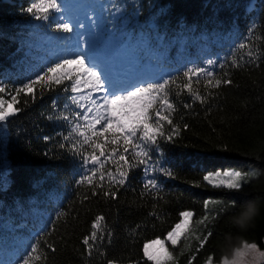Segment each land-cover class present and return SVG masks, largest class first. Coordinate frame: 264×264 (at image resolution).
<instances>
[{
	"label": "trees",
	"instance_id": "trees-1",
	"mask_svg": "<svg viewBox=\"0 0 264 264\" xmlns=\"http://www.w3.org/2000/svg\"><path fill=\"white\" fill-rule=\"evenodd\" d=\"M86 1L101 19L103 32L126 41L136 60L177 77L170 95L174 110L166 109L165 114L179 126V133L172 142L163 141L152 156L171 168L176 178L158 172L146 177L140 166L130 171L115 199L92 196L89 185L77 183L89 166L80 156L59 147L69 125L48 119L69 102L72 93L62 90L69 82L53 91L37 85L36 100L21 94L22 103L16 107L23 110L0 125V255L8 250L15 253L4 258L5 264H17L38 238L44 257L39 264H151L143 256V245L157 237L164 239L180 221V213L189 210L194 216L188 238H182L175 248L165 241L176 264H189L190 260L191 264H206L209 256L212 263H221L225 257L233 258L232 247H242L244 241L263 246L264 0ZM33 2L0 0V84L7 86L0 96L7 101L15 87L56 60L48 55L44 43L55 24L36 21L27 14L25 10ZM112 5H119L118 14L110 13ZM241 43H251L260 57L256 64L250 63L247 49L239 48ZM233 56L240 68L231 66ZM209 59L225 65L223 69L215 66L213 71L218 78L228 73L226 78L233 84L213 89L207 85L208 78L201 76L199 83L194 78V92L206 97L212 93L201 104L182 88L186 82L182 73L193 66L207 67ZM25 99L27 104H23ZM169 127L165 124V131ZM45 136L51 139L45 140ZM228 167H255L259 175L243 193L213 188L203 180L208 172ZM108 169L115 173L111 161L105 165V171ZM151 175L161 184L159 195L143 188ZM104 184L107 188V176ZM250 199L259 201L260 214L246 231H240L229 218ZM205 201H212L207 209ZM215 201H235L236 207H223ZM61 211L67 215L57 219ZM208 212V220L199 223ZM101 215L105 218L101 224L104 241L89 257L83 239ZM50 224L54 230L44 235ZM209 231L212 235L200 248L196 237L203 239ZM44 241L53 243L56 250L48 249Z\"/></svg>",
	"mask_w": 264,
	"mask_h": 264
},
{
	"label": "snow or ice",
	"instance_id": "snow-or-ice-1",
	"mask_svg": "<svg viewBox=\"0 0 264 264\" xmlns=\"http://www.w3.org/2000/svg\"><path fill=\"white\" fill-rule=\"evenodd\" d=\"M25 11L36 21L54 23L56 32L67 34L62 41L66 46H70L73 42V37L77 35V28L81 30L86 28L85 22L81 21L76 24L71 18L65 17V8L62 6L61 0H34ZM109 11L112 14H118L120 7L112 5ZM54 13L63 14L54 17ZM90 20L94 28L97 23L96 18ZM73 34L75 35L73 36ZM78 41L81 49L79 54L64 55L48 64L34 78L15 87V94L11 96L10 101L0 96V125L8 123L10 118L15 117L23 110L16 107L17 104L22 103L18 99L21 94L35 101L37 85L41 86V90L47 88L48 91H53L57 86L69 82V86L62 89L72 93L68 98L69 102L64 105L63 111L55 116H49L48 119L62 120L69 125L67 134L62 135L64 142L60 143L59 147L80 156L82 162L89 166L85 174L77 181L79 185H89L92 196L103 195L105 198L115 199L119 188L125 186L130 171L134 168L143 166L142 171L146 177H149L151 173L158 172L164 177L175 179L173 170L163 166L158 160L152 159V156L160 150L163 141L172 142L179 133V126L174 125L170 115L165 114L166 109L174 110V104L170 102V95L172 93L171 85L177 83V77L169 75L159 81L142 82L127 90H117L106 79L100 67L89 60L87 34L80 35ZM239 48L247 49L246 56L251 64H256L260 59L252 50L251 43H241ZM206 64L207 67L193 66L182 73L186 80L182 84V88L194 95L201 104L210 100L212 93L206 97L199 92H194L192 87L194 78L197 83L201 76L208 78L207 85L213 89L233 84L231 78H226L228 73H223L218 78V74L213 71L215 66L223 69L225 67L223 63L217 65V61L209 59ZM231 66L241 67L235 56L232 58ZM6 87V85L0 84V93H5ZM27 103L28 101L25 99L23 104ZM53 109L56 110L55 104ZM165 124L170 126L168 131H165ZM44 139L50 140L51 137L45 136ZM133 145L131 159H129L130 146ZM109 161L115 166V173L111 169L105 171V165ZM255 175L257 173L254 172L216 170L205 174L203 180L213 188L243 193L245 186ZM105 176H107V188L104 184ZM143 188L157 195L161 192V184L155 175L144 180ZM159 198L163 199L162 196ZM84 199L87 200L89 197L86 195ZM209 203L212 201L204 202L205 209L208 208ZM215 203L227 208L236 207L235 201L229 203L215 201ZM153 214L155 215V213ZM66 215V212L61 211L56 218L59 219ZM193 216L194 213L190 210L182 211L180 221L167 232L164 239L157 237L146 242L143 245V256L146 260L151 264H176L173 252L169 250L165 241L170 242L171 246L175 248L180 244L182 238L187 239L191 233ZM104 219L102 215L97 216L92 224L91 234L83 239L89 257L92 256L97 245L104 241V230L101 226ZM205 220H208V216H204L199 223L203 224ZM50 230H54V224L48 226L44 235H49ZM211 235L212 233L209 231L203 239L199 236L196 237L199 240L200 248L204 247ZM108 242L111 243V233H109ZM44 244L48 249L56 250L53 243L44 241ZM40 247L38 238L17 261V264H39L44 258L39 252ZM249 253H257L259 257L264 258V252L258 250L256 243L244 241L242 247H238L236 250V256L239 259ZM194 259L195 256L192 257V260ZM212 260L213 257L209 256L206 264H212ZM108 264H114V262L108 261ZM189 264H191V260ZM222 264H238V259L229 260L225 257Z\"/></svg>",
	"mask_w": 264,
	"mask_h": 264
},
{
	"label": "rangeland",
	"instance_id": "rangeland-1",
	"mask_svg": "<svg viewBox=\"0 0 264 264\" xmlns=\"http://www.w3.org/2000/svg\"><path fill=\"white\" fill-rule=\"evenodd\" d=\"M61 3L65 8V17L71 18L76 24L81 21L85 22L86 28L83 30L79 28L76 29L77 35L74 36L75 34H73V42L70 46H66L62 43L67 34L56 32L55 30L53 33L49 34L44 40V43L46 45V52L50 57L59 59L64 55L79 54L81 49L79 47L78 37L80 35L87 34V50H94L96 55L98 56L95 58L100 57L104 59L107 64L109 62V67H115V75L118 76L115 81L121 83L122 85H128L129 82L134 81V84L136 86L139 83L152 81L154 79L162 78L167 75V72L164 70H160L159 68H156L155 66H151L149 64H141L138 60H136L132 50L130 49L126 41L113 35L104 33L101 19H99L94 9L86 0H61ZM62 14L63 13H54L53 15L55 17ZM91 18H96L97 23L94 28L92 26V21L90 20ZM218 170L222 172L225 170H238L248 173H257V175L253 176L252 178H255L259 175V170L255 167H251L248 170H241L230 167ZM209 214L210 213L208 212L206 216H209ZM192 231L193 229L191 230V232ZM257 247L260 252H264V240L263 246L257 244ZM9 254H12V256L15 255L14 252L10 253V250H8L5 254L0 255V264H5L4 258L9 256ZM229 260H233V258ZM212 264H222V262ZM238 264H264V258L259 257L257 253H249L242 259L238 258Z\"/></svg>",
	"mask_w": 264,
	"mask_h": 264
},
{
	"label": "clouds",
	"instance_id": "clouds-1",
	"mask_svg": "<svg viewBox=\"0 0 264 264\" xmlns=\"http://www.w3.org/2000/svg\"><path fill=\"white\" fill-rule=\"evenodd\" d=\"M260 214V203L257 199L245 200L242 202L238 210L229 218V223L240 231H246L255 218ZM231 237H229V240ZM237 246L232 247L233 259L236 256Z\"/></svg>",
	"mask_w": 264,
	"mask_h": 264
},
{
	"label": "bare ground",
	"instance_id": "bare-ground-1",
	"mask_svg": "<svg viewBox=\"0 0 264 264\" xmlns=\"http://www.w3.org/2000/svg\"><path fill=\"white\" fill-rule=\"evenodd\" d=\"M212 44V43H211ZM214 48V47H213ZM90 50V49H89ZM91 52H92V58H90V60L92 61V62H94V64H95V60H96V58L95 57H98L97 55H96V53H95V51L94 50H90ZM163 57V56H162ZM160 60V59H159ZM164 63V62H163ZM108 64H109V62H108ZM160 64H161V62H160ZM165 64V63H164ZM95 65H97V64H95ZM110 65V64H109ZM104 66V65H103ZM159 67V66H158ZM160 67H161V65H160ZM166 69V68H165ZM108 70V71H107ZM161 70V69H160ZM159 70V71H160ZM142 71V70H141ZM115 72H116V69H115V67L113 68V67H110V68H106L105 66H104V69L102 70V73L105 75V77H106V79H108V81H109V83L111 84V85H113L114 87H117V82H115V81H111L112 79H110V75H112V76H115V78H114V80H116V78L118 77V76H116L115 75ZM165 73V72H164ZM121 78V77H120Z\"/></svg>",
	"mask_w": 264,
	"mask_h": 264
}]
</instances>
